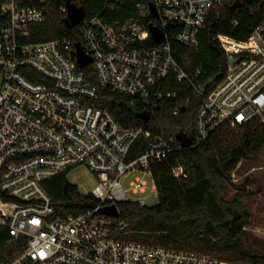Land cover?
Instances as JSON below:
<instances>
[{
    "label": "built area",
    "instance_id": "1",
    "mask_svg": "<svg viewBox=\"0 0 264 264\" xmlns=\"http://www.w3.org/2000/svg\"><path fill=\"white\" fill-rule=\"evenodd\" d=\"M46 1L0 0V227L18 252L0 264L222 263L206 253L134 239L119 204L147 205V191L158 197L153 165L183 147L177 132L150 125L157 99L173 95L162 89L168 77L202 95L194 124L185 131L191 132L190 146L221 126L264 128V20L231 50L222 40L226 35L212 37L226 59L221 76L202 93L200 70L177 60L171 40L197 49L200 33L224 0H137L133 12L121 17L114 13L124 11L126 0H103L98 12L85 11L67 28L73 33L33 40ZM83 1L71 3L83 7ZM248 4L264 5V0ZM59 9L66 17V3ZM151 25L162 32V42L154 39ZM76 43L89 57L82 67ZM102 91L127 97L148 120L123 126L101 105ZM77 166L96 179L86 192L95 206L62 211L43 181ZM172 173L185 176L180 165ZM109 207L116 213L100 212Z\"/></svg>",
    "mask_w": 264,
    "mask_h": 264
},
{
    "label": "trees",
    "instance_id": "2",
    "mask_svg": "<svg viewBox=\"0 0 264 264\" xmlns=\"http://www.w3.org/2000/svg\"><path fill=\"white\" fill-rule=\"evenodd\" d=\"M67 1L77 0H47L45 19L37 26V33L33 40H43L62 37L73 33L74 28L67 29L64 25V14L59 9ZM137 0H126L124 11L114 13L115 17L127 16L133 12L132 4ZM148 1V0H144ZM225 5L213 12L206 29L199 36V46L195 50L187 49L175 39L171 40L175 57L183 65L187 62L191 69L198 68L199 83L209 77L222 74L225 55L215 47L212 37L222 34L234 39L244 40L253 26L264 20V5H250L244 2L237 11H231L229 4L234 0H224ZM103 0H84L82 6L87 14L98 12ZM77 38L76 36H74ZM187 56V57H186ZM91 74V68L86 67ZM211 86V85H210ZM164 91H171V97L161 96L154 106L151 126L154 129H165L169 132L188 131L194 124L195 117L202 100V95L175 77H168L162 84ZM104 99L102 106L107 107L114 116L125 126L143 123L140 118L139 105L130 103L123 95L111 92H101ZM183 105L185 109L177 114L173 113L176 106ZM242 130L237 139L231 141L228 137L230 129ZM264 145V128L247 124L231 128L221 126L202 142L189 146L178 147L170 156L153 165V176L157 187V203L154 205H139L136 202L119 204V209L134 231L141 230L143 225L155 227L163 233L157 235L156 240H136L167 245L182 249L179 242L190 236L212 234L219 237L217 244L221 248L235 245L237 232L244 225L249 216L241 202V193H237L230 202L239 215V223H235L229 204L223 197L230 183V174L238 161L249 153L258 151ZM180 165L185 176H175L172 167ZM43 186L52 202L62 211L78 213L86 209V203L93 200L88 193H82L77 186L69 182L64 172L49 177L43 181ZM169 226L171 229L167 230ZM132 233V234H133ZM0 261L7 257H14L13 241L6 228L0 227ZM183 250V249H182ZM246 264H264L263 254L242 253L232 259H219Z\"/></svg>",
    "mask_w": 264,
    "mask_h": 264
},
{
    "label": "rangeland",
    "instance_id": "3",
    "mask_svg": "<svg viewBox=\"0 0 264 264\" xmlns=\"http://www.w3.org/2000/svg\"><path fill=\"white\" fill-rule=\"evenodd\" d=\"M222 40L229 45L230 50L243 45L241 41L228 36H223ZM241 133L242 130L237 128L230 129L228 137L233 141ZM241 160L242 163L236 176L230 175V183L223 194L224 199L229 202L228 209L233 213L230 218L235 223H239V215L230 202L237 193L242 194L240 196L241 202L249 213L246 223L240 226L237 232L235 245L229 248H221L217 244L219 237L212 234H200L181 240L179 245L183 250L206 253L218 260L220 258L232 259L245 252L264 255V145L258 151L249 153ZM253 168L254 170H251ZM66 178L75 184L82 193L91 191L96 184L95 177L84 166L73 168L66 174ZM143 195H145L144 200L147 205L157 203L156 192L147 191ZM141 228V230H135L132 235L140 239L145 238L148 241H154L157 235L163 233V231L156 230L155 227L149 225H143ZM166 229L170 230L171 228L167 226ZM221 262L220 264H246L228 260Z\"/></svg>",
    "mask_w": 264,
    "mask_h": 264
},
{
    "label": "water",
    "instance_id": "4",
    "mask_svg": "<svg viewBox=\"0 0 264 264\" xmlns=\"http://www.w3.org/2000/svg\"><path fill=\"white\" fill-rule=\"evenodd\" d=\"M246 3H252L253 0H245ZM244 4L243 1L241 0H234L230 5H229V9L231 11H234L237 8L242 7ZM152 6V4H150ZM66 7H67V15L66 17H64L63 22L66 28L71 27L72 25L78 23L81 18L84 16L85 10L83 7H76L73 3H71L70 1L66 2ZM150 30L151 33L154 37V39L157 42H162L163 41V35L162 32L156 27V26H150ZM76 56H77V60L79 65L82 67L84 66L88 61H89V57L86 56L82 50L80 49L79 43H76ZM217 48V47H216ZM236 59V57L232 56L230 58V61H234ZM217 77V74L209 77L207 80H205L201 86H200V91L202 93L205 92L207 86L212 83ZM185 106H181V110H184ZM140 117L143 121H147L149 116L146 112H141L140 113ZM177 139L180 142V144L183 147H189L191 145L192 142V135L191 132L187 133L185 131H178L176 133ZM85 207H94L95 206V202L94 201H90L88 203H86L84 205ZM101 213H107V214H115L116 213V209L114 207H109V208H102L100 209Z\"/></svg>",
    "mask_w": 264,
    "mask_h": 264
}]
</instances>
